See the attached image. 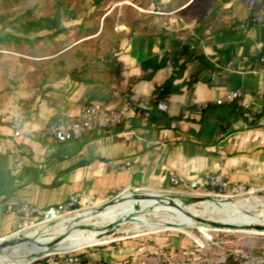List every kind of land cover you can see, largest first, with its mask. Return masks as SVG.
Segmentation results:
<instances>
[{
  "label": "crops",
  "instance_id": "obj_1",
  "mask_svg": "<svg viewBox=\"0 0 264 264\" xmlns=\"http://www.w3.org/2000/svg\"><path fill=\"white\" fill-rule=\"evenodd\" d=\"M122 27L112 59L0 80V237L19 229L21 201L48 208L78 192L104 202L128 187L168 191L172 174L189 182L218 172L264 191V0H222L181 29ZM184 48L174 81L181 91L159 96L177 69L172 54ZM232 90L255 107V124L235 105L215 104ZM91 102L110 109L130 103L118 132L65 143L48 135L53 119H76ZM22 108L28 117L16 136L10 120Z\"/></svg>",
  "mask_w": 264,
  "mask_h": 264
},
{
  "label": "rangeland",
  "instance_id": "obj_2",
  "mask_svg": "<svg viewBox=\"0 0 264 264\" xmlns=\"http://www.w3.org/2000/svg\"><path fill=\"white\" fill-rule=\"evenodd\" d=\"M192 1L0 0V20L3 17L0 21V34L11 32L30 38L19 43H0V80H11L10 77L17 74H44L56 69L69 70L86 63L100 64L112 59L114 49L123 34L122 26L135 32H149L163 25L181 29L192 18L206 13L215 3L222 0H196L189 8L183 9ZM62 6L69 7L68 12H61L67 30L53 39L34 42L33 34L24 35L18 31L20 22L52 17ZM72 11L77 15V19L71 18ZM153 191H158L156 194L160 199H177L183 206L193 207L203 219L217 217L207 214L202 204L209 200L218 201L212 197L198 196L202 200L194 201L192 198L197 196L153 189H132L130 193L133 196H145ZM258 196L264 200V191L231 201H246ZM119 201L112 204L107 201H94L65 218H86ZM140 214L146 216L144 221L147 220L149 225L155 224L156 227L144 226L142 222L131 218L123 223L105 225H95L93 220L74 228L70 227L65 235H60L56 231L61 222L59 221L41 225L36 230L15 231L11 235L17 233L18 237L30 242L39 237L54 238L52 245H49V254L40 255L27 264H65L61 256L65 252L81 255L82 261L79 264H221L230 255L241 260L242 264H264L263 231L259 233L253 232V229L225 228L198 220V225L192 227L179 226L168 222V216L164 213L150 215L148 211H141ZM77 222L78 218L74 223ZM83 229L105 231L102 235L103 242L66 251L55 250L56 244L64 239L66 234ZM34 231L35 237L30 238ZM69 243L70 241L66 242Z\"/></svg>",
  "mask_w": 264,
  "mask_h": 264
},
{
  "label": "built area",
  "instance_id": "obj_3",
  "mask_svg": "<svg viewBox=\"0 0 264 264\" xmlns=\"http://www.w3.org/2000/svg\"><path fill=\"white\" fill-rule=\"evenodd\" d=\"M244 28V25H241ZM259 63L261 65V74L263 77V91L261 98L264 104V49L259 55ZM244 92L242 90H232L226 92L223 96L215 100L216 105H235L241 112L242 117L249 125L255 124L258 120L255 107L244 101ZM207 107L208 104L206 103ZM130 103H126L121 109H110L103 106L99 102H91L86 104L76 119H53L47 128L50 137L60 143L74 141L80 139L92 131H100L106 134H113L117 127L123 122ZM159 108L167 110L168 105L160 103ZM27 112L24 108L13 116L10 120L15 129V135L19 136L22 132L23 125L27 120ZM37 136H43V131H38ZM15 169L20 170L23 166L21 156H14ZM120 169H128L127 164H121ZM172 188L168 190L170 193H176L187 196H203L212 197L218 201L234 200L237 198L248 197L256 194L259 190L243 182H234L229 180L225 175L218 172H206L199 179H193L189 182L184 181L178 175L172 174L170 177ZM133 190H146V188H134ZM132 188L124 189L119 195L130 193ZM93 201L85 192L71 194L65 201L48 208H40L27 201H21L16 212L21 216V225L17 232L33 230L40 228L41 225L57 223L62 221L80 209L92 204ZM4 238V237H0ZM65 264H79L82 261L81 255L73 252L63 253ZM248 257V256H247Z\"/></svg>",
  "mask_w": 264,
  "mask_h": 264
},
{
  "label": "bare ground",
  "instance_id": "obj_4",
  "mask_svg": "<svg viewBox=\"0 0 264 264\" xmlns=\"http://www.w3.org/2000/svg\"><path fill=\"white\" fill-rule=\"evenodd\" d=\"M156 192L154 193L153 191V193L147 194L149 196L144 198H136L133 194L126 193L119 203L111 205L107 209L95 214H90L86 218L70 216L62 219L56 231L60 235H65L68 228H74L79 224H87L93 220H95V225H105L123 223L129 218L142 222L144 226L156 227L155 224L149 225L146 222L147 220L144 221L146 216L141 215V211H148L150 215L164 213L168 216V222L179 226L192 227L198 225L197 218H201L202 215L198 214L199 212L197 213L193 207L183 206L181 201L177 199H173L172 201L160 199L157 197ZM202 204L207 214L217 215V217L209 220L222 223L225 225V228L234 226L239 229H253V232L260 233L263 231L262 233H264V200L259 198V196L246 201L209 200ZM77 218L78 222L74 223ZM259 226L261 228H256ZM104 232L99 230H75L72 233L66 234V237L56 244L55 250L66 251L103 242L104 238L102 235ZM35 235L36 231L31 233L29 237L34 238ZM9 237L10 242L7 244H3L5 241L4 238L0 241V264H27L40 255H47L51 249L48 245L54 239L50 237H39L34 238L30 242L18 237L17 233ZM67 241H70V243L66 244Z\"/></svg>",
  "mask_w": 264,
  "mask_h": 264
},
{
  "label": "trees",
  "instance_id": "obj_5",
  "mask_svg": "<svg viewBox=\"0 0 264 264\" xmlns=\"http://www.w3.org/2000/svg\"><path fill=\"white\" fill-rule=\"evenodd\" d=\"M68 11H69V7L62 6V9H58L57 13L52 17L46 16V17H41L37 20L20 22V27H19L18 31L24 35L33 34L34 35V38H33L34 42L39 41V40H44V39L51 40L54 37H56L58 34L67 30V28L63 24L61 12H68ZM71 18L77 19V15L73 11L71 12ZM2 19H3V17H1V20ZM23 39L30 40L29 37H20V36L12 34L11 32H6L3 34H0V43L1 44H9L12 42L19 43ZM185 52H186V50L184 48V49L178 50V51L174 52V54H172L171 58L175 60L174 65L177 69L175 70L174 75H172L166 81V83L163 85V87L159 89V91H158L159 96L177 94L181 91V89L178 85L177 86L174 85V81L179 76H181V74L184 70V65H179L178 59L180 56L184 55ZM166 61L167 60H164V62H162L160 64V66L164 65L166 63ZM119 130H120V126L117 127L115 132H118ZM221 264H242V261L237 259L234 255H230L227 257L226 261L221 263Z\"/></svg>",
  "mask_w": 264,
  "mask_h": 264
},
{
  "label": "water",
  "instance_id": "obj_6",
  "mask_svg": "<svg viewBox=\"0 0 264 264\" xmlns=\"http://www.w3.org/2000/svg\"><path fill=\"white\" fill-rule=\"evenodd\" d=\"M146 196H149V195H145V196H138V195H136V196H134V197H136V198H139V197H146ZM123 196L122 195H117L116 197H113L112 199H110V200H108L107 202H108V204H112V203H116V202H118L121 198H122ZM194 201H198V200H202V198L201 197H193L192 198ZM170 201H172V199H170ZM197 220L198 221H201V222H204V223H209V224H211V225H218V226H225L224 224H222V223H219V222H216V221H211V220H209V219H203V218H200V217H198L197 218ZM231 227H234V226H231ZM256 228H261V226H259V227H256ZM263 228V227H262ZM9 236H12V235H9ZM9 236H6V237H4V242H3V244H7L8 242H10L9 241ZM49 245H52V242L51 243H49ZM48 245V246H49Z\"/></svg>",
  "mask_w": 264,
  "mask_h": 264
}]
</instances>
